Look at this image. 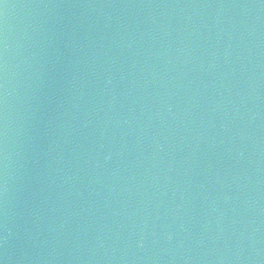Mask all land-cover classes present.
Masks as SVG:
<instances>
[{
  "label": "water",
  "instance_id": "95a60500",
  "mask_svg": "<svg viewBox=\"0 0 264 264\" xmlns=\"http://www.w3.org/2000/svg\"><path fill=\"white\" fill-rule=\"evenodd\" d=\"M0 264H264V0H0Z\"/></svg>",
  "mask_w": 264,
  "mask_h": 264
}]
</instances>
